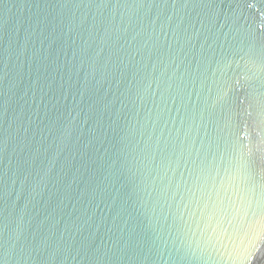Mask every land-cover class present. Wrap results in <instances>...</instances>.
Segmentation results:
<instances>
[{"label":"water","instance_id":"1","mask_svg":"<svg viewBox=\"0 0 264 264\" xmlns=\"http://www.w3.org/2000/svg\"><path fill=\"white\" fill-rule=\"evenodd\" d=\"M262 103L264 0H0V264H264Z\"/></svg>","mask_w":264,"mask_h":264},{"label":"snow or ice","instance_id":"2","mask_svg":"<svg viewBox=\"0 0 264 264\" xmlns=\"http://www.w3.org/2000/svg\"><path fill=\"white\" fill-rule=\"evenodd\" d=\"M259 115L261 118V122L264 123V103L261 104Z\"/></svg>","mask_w":264,"mask_h":264}]
</instances>
